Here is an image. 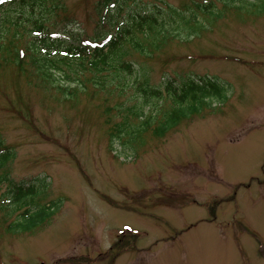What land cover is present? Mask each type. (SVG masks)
I'll list each match as a JSON object with an SVG mask.
<instances>
[{
	"label": "rangeland",
	"instance_id": "rangeland-1",
	"mask_svg": "<svg viewBox=\"0 0 264 264\" xmlns=\"http://www.w3.org/2000/svg\"><path fill=\"white\" fill-rule=\"evenodd\" d=\"M59 1L73 24L63 22L61 10L45 7L64 44L116 32L108 17L96 18L98 0ZM210 3L215 18L192 9ZM135 4L181 11L174 16L181 31L162 52L150 59L127 55L134 66L128 83L147 80L161 98L146 104L133 85L121 98L93 94L92 75L111 82L113 72L88 71L80 72V83L89 90L65 103L28 60L23 71L0 67V134L16 155L6 171L14 183L34 185L35 201L43 208L52 203L54 211H33L45 221L20 232L6 230L18 215L7 219L0 211V264H264L263 3ZM167 36L152 33L148 44L161 47ZM208 78L223 86V101L186 105L179 121L172 109L163 110L170 106L169 84ZM134 107L145 116L159 108L156 137L116 138L112 128L123 116L135 121L130 131L144 128L129 114ZM7 186L1 184L0 197Z\"/></svg>",
	"mask_w": 264,
	"mask_h": 264
},
{
	"label": "trees",
	"instance_id": "trees-1",
	"mask_svg": "<svg viewBox=\"0 0 264 264\" xmlns=\"http://www.w3.org/2000/svg\"><path fill=\"white\" fill-rule=\"evenodd\" d=\"M255 1H260L264 7V0H249V2ZM58 2L60 1L0 0V67L15 65L16 68L23 71V63L28 60V63L35 68L39 77L42 78L43 83L54 88L60 94V98L65 100V103L76 101L80 94H84L85 91L89 90V86L83 87L80 83L81 77H83L80 72L88 71L99 77L105 72H113L111 82L101 80L97 82L92 75V79L95 81V84H91L94 89L93 94L103 92L110 96L112 93L117 92V96L122 97L126 90L133 85L134 90L141 95L146 104L155 98L162 97L159 89H153L147 80L145 84H141L140 81L134 84L128 83L129 77L127 76L132 75L134 66L127 61V55L129 52H134L150 59L153 55L162 52L169 43L176 40V35L178 36L181 31L178 27L179 21L174 17L181 11L175 7H168V5L166 10H146L135 4V0H98L94 8L96 18L98 17L99 20L104 21L105 17H108L107 20L115 25L116 32L98 41L88 39L80 44L73 45L67 42V44H64L57 33L53 32L55 31V24L49 22L52 12L46 11V5L51 8L54 7L56 12L61 10L64 14L63 22L74 23L66 16L65 6L60 5ZM213 5L211 3L205 6L194 4L192 9L197 8L198 12L203 14V16L202 14H199V16L207 20L215 18L209 16L215 10V5ZM37 6L41 8H37ZM117 18L120 20L118 27ZM192 22L187 21L185 25L190 26ZM152 33H157L158 37L164 36L166 39L167 34L171 36L163 42L161 47H157L153 43L148 44L147 37ZM17 44H21L22 47H18ZM151 46L156 48L152 50L150 49ZM71 73L77 77H73ZM53 74H57L59 78ZM62 77H64L65 82H60ZM225 93L226 91L222 85L218 84V81L209 78L197 82L188 81L187 84L176 88L169 84L167 94L169 95L170 106L163 110L172 109V113H169V115H172L173 119L177 117L176 121H179L184 118L181 115L180 108L186 105L197 106L198 102L209 104L207 102L211 100L220 99L223 101ZM143 104L139 103L136 106H143ZM158 109L157 107L154 113H149L146 116L143 110L141 115L137 114L136 107L129 110V114L140 120L144 128L141 131L135 128L130 131L129 125H132V122L135 121H131L127 115L123 116V120L115 123L112 128L116 131V138H120L122 137L120 135L126 133L131 139L139 142L140 138L144 141L143 137L149 132L156 137L158 128L154 127L156 122L153 124V121L158 118ZM115 110L109 109L108 112L112 113ZM158 119L163 121V118ZM128 143L130 146L135 145L131 144L130 141ZM15 158V153L10 151V147L0 134V186L6 183L9 188L0 197V211L7 219L18 215V220L16 219L6 229L8 232L9 230L12 232L30 231V229L37 227L41 221H45L38 219L44 213L38 214L35 218L33 211L40 209H48L50 213H54V211L51 210L52 203L51 206L43 208L41 203L35 201L37 197L34 186L28 185L26 187L10 180L6 170ZM20 210L23 212L20 213ZM21 219L25 221L22 222Z\"/></svg>",
	"mask_w": 264,
	"mask_h": 264
}]
</instances>
